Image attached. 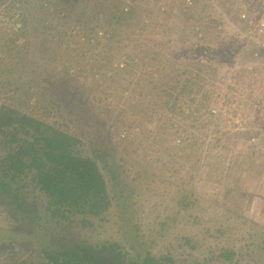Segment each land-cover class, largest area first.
<instances>
[{
    "label": "rangeland",
    "instance_id": "1",
    "mask_svg": "<svg viewBox=\"0 0 264 264\" xmlns=\"http://www.w3.org/2000/svg\"><path fill=\"white\" fill-rule=\"evenodd\" d=\"M262 18L264 0H0V106L81 138L83 155L112 153L132 186L128 214L51 217L26 177L28 216L47 227L30 241L264 264ZM7 209L0 229L26 227ZM25 233L0 235V264L45 259Z\"/></svg>",
    "mask_w": 264,
    "mask_h": 264
},
{
    "label": "trees",
    "instance_id": "2",
    "mask_svg": "<svg viewBox=\"0 0 264 264\" xmlns=\"http://www.w3.org/2000/svg\"><path fill=\"white\" fill-rule=\"evenodd\" d=\"M82 144L81 138L70 132L10 105L0 106V202L8 206L5 219L11 218L19 223L29 217L26 227L21 228L19 223L16 229L1 228L0 235L9 232L12 235L7 234L6 237L22 238L28 226H33L31 230L35 233L42 231L45 234L47 231V227L39 222L38 213L28 216L30 211L40 208L30 201L27 183L23 181L26 177L30 185L33 184V189H39L37 196L47 202L45 210L50 212L51 217H66L65 213L75 211L102 218L113 203L123 208L122 214L129 213L132 186L122 180L120 166L116 164L113 154L102 150L95 158L83 155ZM96 150L92 149L93 152ZM189 201L188 195L182 194L178 204L187 207ZM52 206L55 208L52 209ZM25 234L29 247L34 244L31 242L33 234ZM58 241H61L58 249H49L51 246L43 241L33 245L34 250L42 251L45 255L44 260H38L39 264L173 263L171 257H155L145 248L137 251L135 242H132L135 256L123 260V254L115 249L119 247L117 244L113 249L108 244L96 249L82 242L67 246L66 240L63 243L61 239ZM0 244L4 243L0 240ZM8 244L5 243L6 246ZM23 246L27 247L25 244ZM106 249L111 253L107 258L102 255ZM28 264L35 263L29 261Z\"/></svg>",
    "mask_w": 264,
    "mask_h": 264
},
{
    "label": "built area",
    "instance_id": "3",
    "mask_svg": "<svg viewBox=\"0 0 264 264\" xmlns=\"http://www.w3.org/2000/svg\"><path fill=\"white\" fill-rule=\"evenodd\" d=\"M260 21H261V25L264 26V18H262Z\"/></svg>",
    "mask_w": 264,
    "mask_h": 264
}]
</instances>
